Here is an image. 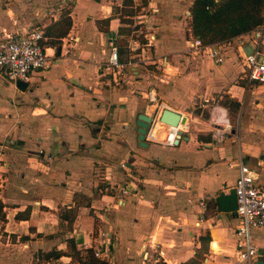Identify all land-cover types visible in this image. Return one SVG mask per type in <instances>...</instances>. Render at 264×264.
Segmentation results:
<instances>
[{"label": "crops", "instance_id": "crops-1", "mask_svg": "<svg viewBox=\"0 0 264 264\" xmlns=\"http://www.w3.org/2000/svg\"><path fill=\"white\" fill-rule=\"evenodd\" d=\"M191 3L154 0L156 39L134 52L122 0H0V36L44 29L65 10L72 19L60 46L45 42L49 66L24 89L0 74V264H81L45 254L68 250L69 239L83 255L105 252L106 236L99 258L109 264H246L235 250L239 218L214 196L233 186L239 155L264 186V82H247L242 34L221 40L220 62L186 51ZM111 45L138 60L119 77L100 70ZM148 87L186 116L174 145L139 144ZM223 124L233 128L217 140ZM27 206L28 218L14 216ZM251 236L264 264V227Z\"/></svg>", "mask_w": 264, "mask_h": 264}, {"label": "built area", "instance_id": "built-area-1", "mask_svg": "<svg viewBox=\"0 0 264 264\" xmlns=\"http://www.w3.org/2000/svg\"><path fill=\"white\" fill-rule=\"evenodd\" d=\"M134 1L135 5L139 4L138 0ZM156 11L157 6L154 4V0H146V4H141L133 14L132 22L129 24V47L134 49V52L139 48L150 46L156 39V34L152 29L154 25L148 24L149 16ZM263 30L264 22L256 28L242 33L238 39L241 45L250 43L251 46L249 51H243L242 53L248 83L264 82ZM45 39L43 26L38 23H29L19 30L0 36V70H4L8 81L15 83L17 80H22L27 82L33 71L42 70L49 66V57L45 50ZM222 41L204 44L199 37L188 35L186 38V51L192 54L204 52L215 62H220L223 60ZM135 55L131 54L127 60H122L117 45H111L107 58L100 64V70L103 72H116L119 77L125 72L126 67L138 62ZM146 97L148 101L154 102L156 111L151 116V121L145 133V140L174 145L178 140V131L182 130L183 133V130H187V124L180 122L178 125H171L159 119V112L162 108H173L166 106L158 98L154 87L146 89ZM213 128L214 137L220 140L233 127L229 124H223L221 126L215 125ZM121 166H125L124 163H121ZM237 167L238 173L233 184L237 203L235 212L239 218V223L235 228L237 235L235 250L238 260L246 264H258L260 253L252 242L251 229L253 227H264V186L257 183L256 172L243 160L241 155L238 156ZM121 187L123 193L128 191L126 184L121 185ZM105 238H107L104 241L103 250L105 252H102L98 247L94 250V255L97 257L107 256L109 238L108 236ZM102 253L104 254L102 255Z\"/></svg>", "mask_w": 264, "mask_h": 264}, {"label": "trees", "instance_id": "trees-1", "mask_svg": "<svg viewBox=\"0 0 264 264\" xmlns=\"http://www.w3.org/2000/svg\"><path fill=\"white\" fill-rule=\"evenodd\" d=\"M144 1L140 0L139 4L134 5L133 0H122V6L118 10L121 21H128L125 16L135 14ZM68 11L65 10L57 19L44 26V42L60 46L61 37L68 33L72 24ZM189 11L187 28L192 36L199 37L204 44H209L246 33L260 24L263 20L264 0H192ZM3 205L0 199V219L5 218ZM29 211L27 206L24 210L17 211L14 216L28 218ZM62 253L70 255L72 260L81 264H109L107 260L94 256L92 248H87L83 255L72 239L68 240V250L49 251L45 255L58 257Z\"/></svg>", "mask_w": 264, "mask_h": 264}, {"label": "water", "instance_id": "water-1", "mask_svg": "<svg viewBox=\"0 0 264 264\" xmlns=\"http://www.w3.org/2000/svg\"><path fill=\"white\" fill-rule=\"evenodd\" d=\"M27 83L22 80L16 81V86L20 89H24ZM156 107L153 103L148 102L147 105L143 108L142 111L138 112L135 125L137 130V138L141 146H147L148 142L145 140V133L151 121V116L154 115ZM159 119L171 125H178V123H184L186 121V116L180 114L179 112L164 107L159 112ZM182 130L178 131L177 139L180 138ZM178 141V140H176ZM214 201L218 210L224 211H234L237 207L236 195L234 187L228 188L226 192L220 190L215 196ZM236 213V212H235ZM258 264H262L261 261H258Z\"/></svg>", "mask_w": 264, "mask_h": 264}, {"label": "rangeland", "instance_id": "rangeland-1", "mask_svg": "<svg viewBox=\"0 0 264 264\" xmlns=\"http://www.w3.org/2000/svg\"><path fill=\"white\" fill-rule=\"evenodd\" d=\"M70 1L71 0H69V3H70ZM139 2H140V0H138ZM134 4H135V2H134ZM0 74L5 78V81H7L8 82V85H9V81L7 80V77H6V75H5V72H4V70H0ZM14 101V100H13ZM110 252V251H109Z\"/></svg>", "mask_w": 264, "mask_h": 264}]
</instances>
